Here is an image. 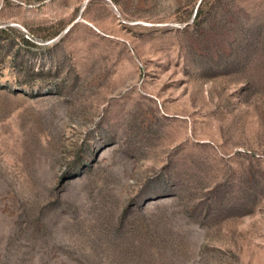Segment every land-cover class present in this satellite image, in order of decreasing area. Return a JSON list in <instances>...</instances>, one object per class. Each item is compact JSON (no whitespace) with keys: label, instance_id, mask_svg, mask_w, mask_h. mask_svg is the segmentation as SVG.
<instances>
[{"label":"rangeland","instance_id":"374dc122","mask_svg":"<svg viewBox=\"0 0 264 264\" xmlns=\"http://www.w3.org/2000/svg\"><path fill=\"white\" fill-rule=\"evenodd\" d=\"M0 264H264V0H0Z\"/></svg>","mask_w":264,"mask_h":264}]
</instances>
